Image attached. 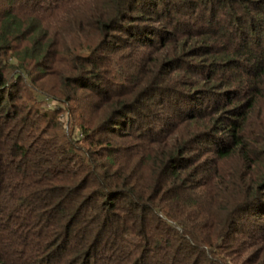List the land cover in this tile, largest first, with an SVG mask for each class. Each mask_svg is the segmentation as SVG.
Returning a JSON list of instances; mask_svg holds the SVG:
<instances>
[{
    "label": "trees",
    "instance_id": "trees-1",
    "mask_svg": "<svg viewBox=\"0 0 264 264\" xmlns=\"http://www.w3.org/2000/svg\"><path fill=\"white\" fill-rule=\"evenodd\" d=\"M0 264H264V0H0Z\"/></svg>",
    "mask_w": 264,
    "mask_h": 264
},
{
    "label": "rangeland",
    "instance_id": "rangeland-1",
    "mask_svg": "<svg viewBox=\"0 0 264 264\" xmlns=\"http://www.w3.org/2000/svg\"><path fill=\"white\" fill-rule=\"evenodd\" d=\"M75 130H76V128H75Z\"/></svg>",
    "mask_w": 264,
    "mask_h": 264
}]
</instances>
